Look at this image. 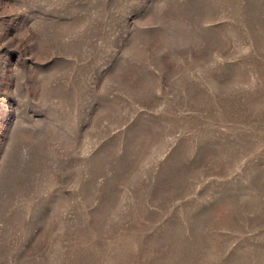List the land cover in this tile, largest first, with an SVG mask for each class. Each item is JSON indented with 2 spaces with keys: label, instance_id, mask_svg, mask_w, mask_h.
Returning a JSON list of instances; mask_svg holds the SVG:
<instances>
[{
  "label": "rangeland",
  "instance_id": "rangeland-1",
  "mask_svg": "<svg viewBox=\"0 0 264 264\" xmlns=\"http://www.w3.org/2000/svg\"><path fill=\"white\" fill-rule=\"evenodd\" d=\"M0 264H264V0H0Z\"/></svg>",
  "mask_w": 264,
  "mask_h": 264
}]
</instances>
